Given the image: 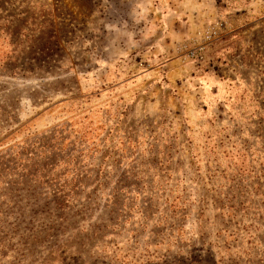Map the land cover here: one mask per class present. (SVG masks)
<instances>
[{"label":"rangeland","instance_id":"1","mask_svg":"<svg viewBox=\"0 0 264 264\" xmlns=\"http://www.w3.org/2000/svg\"><path fill=\"white\" fill-rule=\"evenodd\" d=\"M0 264H264V0H0Z\"/></svg>","mask_w":264,"mask_h":264},{"label":"built area","instance_id":"2","mask_svg":"<svg viewBox=\"0 0 264 264\" xmlns=\"http://www.w3.org/2000/svg\"><path fill=\"white\" fill-rule=\"evenodd\" d=\"M209 37H212V35L210 34Z\"/></svg>","mask_w":264,"mask_h":264}]
</instances>
